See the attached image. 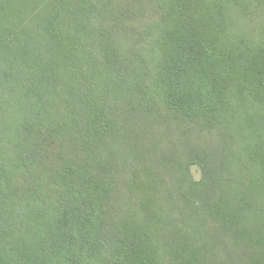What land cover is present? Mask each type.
Listing matches in <instances>:
<instances>
[{"label":"trees","instance_id":"obj_1","mask_svg":"<svg viewBox=\"0 0 264 264\" xmlns=\"http://www.w3.org/2000/svg\"><path fill=\"white\" fill-rule=\"evenodd\" d=\"M0 264H264V0H0Z\"/></svg>","mask_w":264,"mask_h":264},{"label":"rangeland","instance_id":"obj_2","mask_svg":"<svg viewBox=\"0 0 264 264\" xmlns=\"http://www.w3.org/2000/svg\"><path fill=\"white\" fill-rule=\"evenodd\" d=\"M191 175L194 180L199 181L202 178V171L198 166L191 167Z\"/></svg>","mask_w":264,"mask_h":264}]
</instances>
